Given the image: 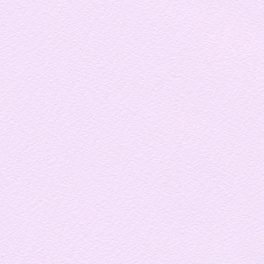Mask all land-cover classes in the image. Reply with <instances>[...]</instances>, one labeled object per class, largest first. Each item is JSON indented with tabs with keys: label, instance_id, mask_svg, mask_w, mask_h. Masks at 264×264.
I'll return each mask as SVG.
<instances>
[{
	"label": "snow or ice",
	"instance_id": "6c2138e0",
	"mask_svg": "<svg viewBox=\"0 0 264 264\" xmlns=\"http://www.w3.org/2000/svg\"><path fill=\"white\" fill-rule=\"evenodd\" d=\"M0 264H264V0H0Z\"/></svg>",
	"mask_w": 264,
	"mask_h": 264
}]
</instances>
